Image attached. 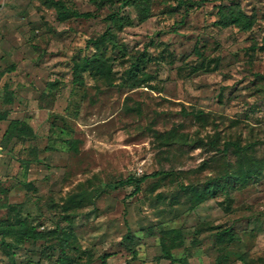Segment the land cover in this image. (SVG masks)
Returning a JSON list of instances; mask_svg holds the SVG:
<instances>
[{
    "label": "rangeland",
    "instance_id": "obj_1",
    "mask_svg": "<svg viewBox=\"0 0 264 264\" xmlns=\"http://www.w3.org/2000/svg\"><path fill=\"white\" fill-rule=\"evenodd\" d=\"M52 1L0 0V204L15 205L46 235L0 245V264H54L60 251L51 231L69 227L72 264H264V0H194L192 7L147 0L144 20L142 0H59L88 14L61 21ZM230 2L253 18L250 29L214 25L215 6ZM107 28L120 44L106 51L107 75L85 72L83 84H73L72 64L94 51L87 39ZM139 53L151 79L131 86L124 72ZM192 109L205 120L185 113ZM12 119L27 123L33 139L2 145ZM170 131L174 138H166ZM71 139L76 152L65 143ZM224 142L254 143L260 173L190 206L179 184L201 188L236 168ZM156 170L172 174L146 180L136 193L106 189L65 214L70 194ZM8 215L0 208V218ZM227 227L234 240L218 241ZM174 232L180 244L170 262L161 240L169 244ZM103 254L111 255L102 262Z\"/></svg>",
    "mask_w": 264,
    "mask_h": 264
},
{
    "label": "trees",
    "instance_id": "obj_2",
    "mask_svg": "<svg viewBox=\"0 0 264 264\" xmlns=\"http://www.w3.org/2000/svg\"><path fill=\"white\" fill-rule=\"evenodd\" d=\"M132 2L124 0V5L131 4ZM198 1L194 0H176V6L178 7H192L197 4ZM53 6L56 10V17L58 20H64L68 17H86V13H78L72 10H69L61 1L56 0L52 1ZM216 20L213 22L214 25L219 27H227L233 25L240 30H248L253 25V18L249 15L244 14L241 9L234 3L229 4H217L215 6ZM139 19L144 20L147 17L148 13V4L147 0H142V6L138 10ZM118 22L117 20L115 21ZM117 27H120V24H116ZM94 51L89 56H84L80 60L74 62L71 67L72 83L75 85L83 84L82 74L89 72L93 77H103L107 75L109 68L107 66V60L105 57L107 49H120V44L115 40V34L107 28L101 34L95 38H89L86 41ZM259 49H264V35L262 37V45L259 46ZM124 48H122V53H124ZM146 58L142 53L137 54L132 57L129 62L128 68L124 72V81H130L131 86L137 84H144L151 79V76L147 74L143 68L145 65ZM202 64V63H201ZM200 64V65H201ZM208 65V64H207ZM205 66L204 69H209L208 66ZM12 69V66L9 67ZM138 74L140 76L138 77ZM48 87L56 85V82H49ZM8 94V96H7ZM5 100L10 101L9 92H5ZM184 112V110H182ZM188 115H191L197 121H204L205 114L200 109H192L188 112H185ZM6 119V112H0V121ZM34 137V133L31 127L24 121L12 119L10 120L2 134V145H6L11 139H16L20 141L31 140ZM175 134L173 131H170L166 134V138H174ZM217 141V136L215 135L212 139L209 140L208 144L212 147H215ZM68 148L74 152L77 151V141L76 140H65ZM254 143H248L243 146H240L237 142H224L221 149L222 153L227 151L228 147H231L232 154L237 158L236 168L231 172H224L217 178L208 180L204 183L201 188H195L190 185L179 184L178 188L180 194L183 195L187 201L190 203V206H195L202 203L206 199L212 197L216 191L223 190L227 192L226 186L231 185L232 188L235 185L244 186L247 182L257 176L260 173V165L256 162L251 154V149L253 148ZM199 147V146H196ZM205 162H202L199 167H204ZM171 171L165 170H156L148 174H142L140 176L128 175L125 178L115 180L111 183H100L97 188L93 190L92 193H87L81 191L78 193L70 194L67 196L65 204L63 205L66 215L69 208L75 209L80 207L83 202L90 201L91 197H98L102 192H105L106 189H117L124 186H132V193H136L142 183L148 179H164L167 176H170ZM221 182V183H219ZM0 208H4L9 212H12V216H6L5 218H0V245L2 247L15 248L20 245L25 240H30L32 242L43 240L46 238V235L38 230L35 226L29 223L26 218L22 217L19 214V211L16 209L15 205L11 204H0ZM68 225L70 219H67ZM51 233L56 239V246L59 248L60 255L57 257L54 264H72V258L68 255L67 250H72L74 248L75 234L73 233L71 227L68 230L59 229L52 230ZM218 241H233L234 235L230 227L224 228L221 231H217L215 234ZM177 232H174L170 236L169 244H166L165 241L161 240V251L170 262L174 260L170 256V249L180 244V240H177ZM124 239L127 236L123 237ZM10 239V242L8 241ZM130 239V237H128ZM111 254H103L100 256L101 261L104 262ZM134 255V252H132ZM125 264H131L126 262Z\"/></svg>",
    "mask_w": 264,
    "mask_h": 264
}]
</instances>
